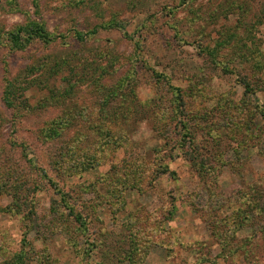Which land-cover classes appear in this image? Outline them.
Masks as SVG:
<instances>
[{
    "label": "rangeland",
    "instance_id": "374dc122",
    "mask_svg": "<svg viewBox=\"0 0 264 264\" xmlns=\"http://www.w3.org/2000/svg\"><path fill=\"white\" fill-rule=\"evenodd\" d=\"M34 21L45 23L58 39L49 45L36 39L17 49L8 34ZM111 22L117 26L103 28ZM78 32L86 42L79 41ZM0 34L2 167H26L31 152L40 151L41 130L66 117L79 123L66 130L72 140L80 134L91 138L83 147L78 144L75 158L93 155L101 160L75 175L53 171L59 188L79 196L87 216L100 221L83 233H66L62 227L38 233L24 216L0 212V264L30 249L50 256L47 264H97L100 250L91 252L88 245L96 229L125 233L124 224L136 207L163 220L172 206L177 214L164 224L166 234L154 236L142 250L143 264H199L197 253L185 247L197 243L211 246V264H264V0H0ZM216 41L228 44L213 58L203 48ZM203 65L206 70L200 71ZM186 66L195 72L192 79L184 72ZM11 84L29 111L7 106ZM116 88L115 104L102 112L99 100ZM117 109L130 112L131 121L102 127L126 141L123 147L110 144L100 152L96 144L101 138L90 125ZM246 121L254 122L251 130ZM184 135L201 144L205 154L199 157L202 150H194L188 139L176 149L175 141ZM171 149L175 158L169 159ZM161 156L175 175L163 176L140 192L128 190L125 211H115L121 185L106 183L107 174L123 160L135 164L137 158L145 162L141 169L150 182L149 169ZM197 160L206 164L201 174ZM54 187L35 195L38 223L53 225L49 211ZM10 203V197L0 198L2 207ZM249 214L253 224L238 228L239 217ZM224 220L229 227L221 226ZM213 227L217 233L228 232L225 239ZM173 236L185 245H172L168 252L164 243H156L163 237L168 244ZM233 249L238 250L234 256L229 253ZM30 259L28 264H40Z\"/></svg>",
    "mask_w": 264,
    "mask_h": 264
},
{
    "label": "trees",
    "instance_id": "16d2710c",
    "mask_svg": "<svg viewBox=\"0 0 264 264\" xmlns=\"http://www.w3.org/2000/svg\"><path fill=\"white\" fill-rule=\"evenodd\" d=\"M114 26H117V24L111 22L103 28L107 29L108 27ZM77 38L82 43L86 42L84 34L80 32L77 33ZM3 39L4 37L0 34V43L3 41ZM7 39H9V42L17 49L21 50L24 49L26 44L31 43L36 39L48 45L52 44L58 39V36L50 33L45 23H38L34 21L8 34ZM227 44V41H216L212 47L211 45H208L203 48V52H207L210 56L215 58L216 53H221L225 49V46ZM135 45L137 46V50L138 47L140 50L142 49L141 43L139 41H135ZM247 57L248 56L244 53V58ZM177 61L178 59L175 60V62ZM175 66H177V63H175ZM175 68L176 67H174V69ZM224 68L225 64H223L222 66V71L225 72ZM199 70L205 71L206 65H203V67L199 68ZM102 71L105 72L106 70ZM184 72L189 74L190 79L195 77V72L189 70L188 66L185 67ZM157 75L161 76L160 74ZM169 81H171V79ZM17 91L18 89L14 84H11L9 86L7 95L5 97L7 106L9 108H12L13 110H16V112L17 109L21 108L29 111V106L25 105V103L19 102L23 95L19 93V95L17 96ZM66 93L69 95L70 92L67 91ZM119 93L120 90L117 88L110 90L107 95H105L103 92L104 96L99 100L102 112L108 111L110 106H113L115 104L113 100L116 99ZM52 99L55 100V97H52ZM61 99L62 98L60 97V99L58 100ZM45 106H47V104ZM144 110H146V112H149L148 109ZM116 111L118 112L112 114L110 118L107 115L99 116L98 122L93 121L94 123H91L90 125H95V134L99 135V137L101 138V140L96 144V147L100 152L105 146L110 144L114 146L118 144L117 147H123V144L126 141V138L124 136H116V131H106L102 127V125L104 124L122 125L131 121L128 119V117H130L131 115L130 112L126 111V114H124L123 112L120 113L121 110L119 109H117ZM261 115L264 116V110H262ZM16 116L20 117V113L16 114ZM156 117L161 119V117H159L158 115H156ZM68 119L69 118L66 117V119H62L60 121L52 120L50 121V123L46 124L45 129L41 130L40 134L37 136V141L40 144V151L34 154L30 151V148H28L29 151L33 154V157H30L29 160L28 158L25 160L26 167L13 165V167H7L6 169H4L0 164V198L2 196L11 198V203L8 206L2 207L0 204V212L10 214L12 216H14V214L24 216V220L28 221V226L32 225L34 227L33 230H37L38 233L42 232V229L46 227L48 228V230L50 228H55L56 230L54 231H58L59 227H62V230H64V232L66 233H83L84 230H86L90 226V223L100 221L98 218L94 220L91 218V216H87L84 208H81L82 205H80V197H73L70 192L66 191L63 185H61V188H59V182L55 180L53 176V171L55 170L60 171L62 169L64 172V176L75 175L80 171L85 172L89 169L95 168L101 163V160H99L100 158L94 159L93 155H84V158L82 160L75 158V154L77 153L75 149L77 148L78 144L80 143L81 147H83V142H89L91 138L80 134L77 135L74 140H72L73 137L69 133H67L66 130L71 126H77L79 123L75 122L76 119ZM244 125L248 130H251L254 122L246 121ZM155 129L157 128L155 127ZM188 135L189 134H187V137ZM187 137L186 135H184L181 140H176L174 143V147L176 146V149L182 148L187 143L188 139V142L192 144L191 147H193L194 150H202L199 152V157L202 154H205L201 147V144L193 141L194 139L190 136V138ZM75 140L78 142H76V145L73 144ZM20 146L28 147L25 143H21ZM169 155V159L173 157L175 158V156L172 154V149L170 150ZM164 158L165 156L159 157V159L161 160L158 163L154 164L155 168L149 169L151 175L150 182H146L143 177L144 174L141 168H143V166H146L145 162L139 161L137 158H135L134 160L135 164H131V161L133 160L127 161L128 159H125L123 160L122 164L117 167H113L111 174H107V176L105 177V182H120L121 188L118 190L120 192L118 194L120 195L119 197L121 199L118 202L119 204L117 203L118 205L115 206V211H125V208L127 207L128 190L131 189L140 192V189L142 188L152 187V183H155L159 178L163 176L175 175L174 172L171 171L169 164L165 163L164 161L162 162V159ZM16 162L22 163L21 160H14L13 164H15ZM194 164L198 167L197 171L199 172V174H201L203 170L205 171V163L203 164V162L197 160ZM53 185H55V190H57L56 198L53 199L51 210L49 211V215L51 217L50 221L53 225L46 224L43 221L38 223L39 218L38 216H35L38 215L35 195L45 188L52 189ZM246 197L247 196H245V198ZM135 209L136 210H133L131 213H129V219H127L126 223L124 224V228H127L125 233H123V231L106 232L103 228L95 230L96 233L94 239L92 241H89L88 245L90 246L89 249L91 252H94L97 249L100 250L99 253L102 260L97 264H143L145 256H142V250H146V246L148 247L151 244L154 236H161V232H165L166 234L167 230H165L164 224L168 223V221H172L177 214L176 206H172V208H170L168 211L164 210L165 217L163 220L154 217L153 214L146 212L141 207H136ZM238 220L239 222L237 223V227L244 228L253 224L254 217L253 215L251 216V214H249L243 217H239ZM59 223L63 224L59 226ZM220 224L223 227H229L225 226L227 225L226 220L222 221ZM212 229L213 233H215V235H217L218 237H222V234L225 233L224 239L226 237V233H228L226 231L224 232V230H220L217 233V227H213ZM144 235L145 237L151 235V238H148L147 240L140 238V236ZM81 238L82 237H80L79 239L82 240ZM97 239H100V241H97ZM169 241L170 242H168L167 244V240L165 241L163 237H160L159 241L156 243L160 245L164 243L166 245L165 249H168V252H172V247H174L176 244H179L180 246L185 245L182 244L181 241L178 240L175 236H173ZM220 245H222V242H220ZM185 247H189V251H194L197 253V261L199 264H211L212 252L210 250V245L207 246L203 243H197L196 245L189 244V246ZM222 249L223 251H226L224 247ZM86 251L88 250L85 249L83 253H85ZM237 252V249L229 251V253L233 256ZM30 256L34 257V259H37L40 264H47V260L50 258V256L49 258H44L43 255L38 256L35 250L30 249L29 251L25 252L24 250L23 252L16 254L15 257L11 259L7 264H28L27 262L29 260L31 261Z\"/></svg>",
    "mask_w": 264,
    "mask_h": 264
}]
</instances>
